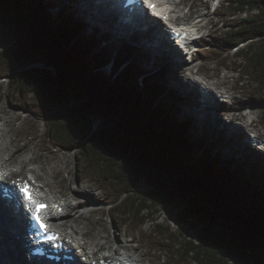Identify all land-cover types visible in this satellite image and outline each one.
Masks as SVG:
<instances>
[{
	"label": "trees",
	"instance_id": "1",
	"mask_svg": "<svg viewBox=\"0 0 264 264\" xmlns=\"http://www.w3.org/2000/svg\"><path fill=\"white\" fill-rule=\"evenodd\" d=\"M76 7L0 0V81L9 96L44 123L54 148L78 150L79 174L108 185L101 202L142 243L167 250L168 264H264V154L190 115V100L171 87L176 72L147 69L142 50L89 31ZM220 10L225 29L199 54L227 63L235 48L264 115V0H224ZM174 205L177 231L157 216Z\"/></svg>",
	"mask_w": 264,
	"mask_h": 264
},
{
	"label": "rangeland",
	"instance_id": "2",
	"mask_svg": "<svg viewBox=\"0 0 264 264\" xmlns=\"http://www.w3.org/2000/svg\"><path fill=\"white\" fill-rule=\"evenodd\" d=\"M84 1L88 2V0H84ZM175 1L180 3L178 5V8L181 10V12H179L178 14H180L182 18L185 17V19H192V18L199 19L200 14L204 12L208 13L204 18V22H206V26L202 32L203 38H210L213 34L215 33L217 34L218 32H220L221 29L222 30L225 29V25L229 18L223 15L220 10V6L222 5L224 0H219V1L218 0H185V1L175 0ZM80 2L81 0L78 1L77 7H79L80 10L83 12L82 10L83 6L80 5ZM189 7H191L190 8L191 15H189ZM92 12H93L92 8L89 9V13L83 12V17H84V20L87 21V29L89 31L93 27H97L103 31L110 32L113 37L124 39L123 41L125 42V44H130L128 40L125 41V39L127 38H124L123 36L120 37L115 34L114 32V30H116L115 26L107 25L105 22L103 23L102 21L99 20V17H98V20L93 21V19H91L90 16L95 15V14ZM244 16L246 15H243V17ZM109 26H111L112 29L109 28ZM166 28L167 26H164V29ZM136 39L139 41L138 38ZM129 41L134 42V40H129ZM139 48L144 50V47L142 48L139 46ZM203 49L205 48L203 47ZM148 51L150 50L148 49ZM234 52H235V48L232 50L231 56L229 60L227 61V63L223 61V58L220 60L219 59L212 60L208 57V55H204L202 53L198 55L195 54L191 58V59H195L197 57L194 60L195 64L188 65L187 69H190V70H187V73L183 71L180 72L169 61L168 63L163 62L161 66H166V68H172L174 69V71L176 70V72L179 74L177 75L176 78L171 79V87L174 86V83H176V85L179 84L180 85L178 89L179 94L183 98L190 97L191 99H193L192 100L193 105L191 108L199 116L198 119H200V117L201 118L206 117L207 119L205 120V122H208L209 119H211L215 124L221 127H224L227 133L233 132L232 129H234V127H232V125H236L238 123H242V125H246L247 123L252 122L254 123V126H256V128L258 129V130L257 129L255 130L259 131L261 134H264L263 107L260 105H256V108H254L251 103V97L253 95L252 91L254 92L253 89L255 85L245 79L246 77H244L241 73V68L236 67L238 66V64H240V61H238L240 59L237 60L235 59V57L232 56ZM149 54L150 52L148 53V55ZM224 54L227 55V53H224ZM183 56L185 57L186 61L189 60V56H186V55H183ZM152 58L155 59V57H152ZM144 59H145L144 66L147 69H154V70L158 68L157 67L158 62L163 61V59L161 58L158 59L160 61H157V58H156L155 59L156 62H154L155 60L148 61V59L146 58ZM198 68L203 69L202 73L200 72L199 74L196 73V70ZM105 70L106 72H111L110 71L111 65L106 66ZM191 71L194 72V77L199 78L200 81H202V79H204V76H206L207 78L211 80L210 82L216 87H220L224 89L225 91L226 90L230 91L231 95L234 97L235 100L233 101L232 104L230 103L225 104V108H229L230 105L231 106L237 105V108L234 111V113H231L230 111H223L221 108L219 112L220 113L224 112V114L217 113L212 118L211 115H208L207 113L204 112L202 107L197 108L195 103H198L199 100L198 98L197 99L194 98L197 96L194 94V92L197 93L196 91L197 89L191 88V85L189 83L191 81V78L187 77L188 72H191ZM224 75H227V77H224ZM223 81H226L227 83ZM9 92H10V89L8 88L7 84L4 83L3 80H1L0 81V126L5 125V120L9 118L11 114L18 113L20 115V119L16 120L14 124L16 128L14 129L16 130V135L18 134V132L21 133L22 135H25V140L22 141L19 146L21 150L17 151V154L15 155L14 159L20 160V161L24 160L28 156L33 155L34 149L38 150L41 155L38 158V160L36 161L33 160L32 161L33 163H28L27 162L28 160H26L25 162L26 167L20 173V176L17 178H20L21 180L26 179L27 175L28 177L30 175L29 170H31L32 168H38L39 166H41L39 165V162L42 163L44 160L48 161L49 159L53 160L55 156H58L61 160L58 161L57 159H54V164H57L55 163V161H58L59 164L57 165L62 164L61 166H64V170L62 173H60L61 177L57 179L58 181L53 183L55 186L53 190H55L56 192L58 191L59 193L63 195V193L67 194L64 189H68V187L76 188L77 186H81V187H84V189L88 192L87 195L86 194L81 195L82 196L81 200H84L86 204L83 205V207L81 206L78 207L77 209L79 212L81 211L80 213L82 212L89 213L87 214L89 215V217L87 216L86 219L79 221L80 229H82L84 232H88L91 229L93 235H90V236L95 239L96 243L99 241L106 242V240H99L98 238L94 236L99 231L103 235H110L111 240H112L110 242L111 243L110 247L111 249L112 248L118 249L117 252L121 251L120 246L119 248H117L119 245L117 243H120L126 246L129 245L131 248L137 247L138 248L137 254L138 255L141 254L148 259L143 264H168L170 261L171 254L167 250L154 251L151 248L152 246L148 244L145 240L142 243V239H144V236H142L141 233L138 231L134 232L129 226L122 227L121 222L118 220V218L111 214L110 209L105 205L104 202H101L102 199L106 197L109 198L111 196L108 193V185L103 183L97 177H91V176L82 177L84 175L82 174L81 176L79 174V168L83 170L84 166L79 162V160H77L78 150L63 149L62 147L54 148L51 143L46 141V138H45L46 127L44 123L42 121H39L33 115L26 113L23 108V102H20L19 98L10 97ZM240 102H245V103L242 104ZM245 108H248V109H246L244 113V111L242 110H244ZM243 113L244 114L249 113V114L246 116V118H243L244 117L242 116ZM190 114L195 115L193 111H190ZM226 115L228 116L226 117ZM215 117H217V119H214ZM237 117L241 118L242 120L239 121ZM228 120L229 122L231 120L232 123H228ZM95 123L98 124L99 120H96ZM199 125H201V123H199ZM245 127L249 129L248 125H246ZM242 131L244 130L242 129ZM0 133H2V135L7 137L4 132H0ZM7 140H9L10 142L9 138ZM9 142L3 143L0 148L6 149V147L9 145ZM24 144L26 146H23ZM14 168H17V167H14ZM44 171L45 170L42 169L41 173H44ZM48 188L49 187H45L44 189H48ZM146 190H147V182H143L139 184L137 188L138 192H145ZM93 194L94 196H96V198L93 196ZM180 209H181L180 206L174 205L167 210H162L161 213L157 215L159 218L158 221L161 222L162 224L170 226L172 230L174 231L179 230V224L177 223L175 219V215H176V211ZM77 210L76 211L71 210V211H68L67 213L77 216V218L80 219V217H78L79 213H77L78 215L76 214ZM102 221L103 223H105L104 227L106 228V230H104L103 226L101 225ZM150 229H151L150 222H148V224L144 226L143 230L149 231ZM192 234L193 233L191 232L190 235ZM82 236H86V235L82 234ZM102 251H103V254L106 252L107 253L112 252V251H106V249L105 251L104 250Z\"/></svg>",
	"mask_w": 264,
	"mask_h": 264
},
{
	"label": "bare ground",
	"instance_id": "3",
	"mask_svg": "<svg viewBox=\"0 0 264 264\" xmlns=\"http://www.w3.org/2000/svg\"><path fill=\"white\" fill-rule=\"evenodd\" d=\"M78 1L79 0H77V2ZM96 1L99 2L102 0H96ZM173 4H174V10L176 9V10H179L181 12V10L178 8V5L180 3L173 0ZM80 5L83 6L82 10L84 12H87V13H89V9L92 8V11H93L92 13H94L95 15H91L90 18L93 19V21L98 20V17H99V20L102 21L103 23L105 22L107 25L115 26L116 30H122L124 32L125 36L127 37V39H125V40H128V42H130L129 40H133L132 38H135V39L138 38L140 45H142V46L146 45L149 48L151 47L150 48V56L158 58V59H160V58L163 59V61L159 60L162 63L163 62L168 63V61H169L174 66H180L181 69H183V71L187 73L186 67L188 68V65H187L186 59L183 56V54L176 48L172 54H169L165 50L166 47L168 46L167 44L171 42V39L166 37V34H165L166 32H165L164 27H163L165 25L164 22H162L160 20H158V21L155 20L153 18V16H150L149 13H146L145 16H140L138 14L134 18L135 22H133L130 25H127V27L129 26L131 28H135L136 30L129 31L123 27L120 14H117L115 17L110 19L111 15H110V13H108V11H110V5L107 2H102V3L94 2L93 6L91 7L92 4L90 3V0H88V2L81 0ZM115 8L117 10L120 9V7H115ZM207 14H208L207 12L200 14V18L196 19V21H195V22H197L196 25L201 30H203L206 26V22H204V18ZM106 16H108L109 19L105 18ZM145 17H149L152 20L151 21L145 20V19L141 20V18H145ZM91 22H92V20H91ZM130 43H135V41L130 42ZM107 47H108V45H107ZM188 70H190V69H188ZM190 74L193 75L194 72L191 71ZM204 77H206V76H204ZM224 77H227V75H224ZM223 82H226V81H223ZM190 85H191V88L197 89L193 83H190ZM196 91H197V93L194 92V94L197 96L194 98L197 99L199 97V94H201V90L197 89ZM226 91H228V90H226ZM228 93L231 94L230 91H228ZM189 99L191 101L193 100L190 97H189ZM212 100H213V102L210 101V98H205L204 104L201 107L203 108L205 113H207L208 115H211V117L213 118L217 113L222 114L219 112L220 109L222 108V106H220V105L218 106V104H216V102H218V101L216 100V98L214 96H212ZM218 103L220 104V102H218ZM242 116H244V115H242ZM243 118H246V116H244ZM19 119H20V115L18 113L11 114L9 116V118H7L5 120V125L0 126V132H4L5 135L10 139V142H9V140H7L8 138L5 137L4 135H2V133H0V147L2 146L3 143L9 142V145L6 147V149L0 148V159L2 161V166L4 169V173L6 175V177H4V179H3V183L5 185H8L9 187H12L15 184H17V183H14L11 186V183L13 181L18 182L17 177L20 176V173L26 167V163H25L26 160H28L27 161L28 163H33L32 162L33 160L36 161L41 156L39 151L34 149L33 155L28 156L26 159L21 160V161L14 159L15 155L17 154V151L21 150L19 147L20 143L25 140V135H22L19 132L16 135V130L14 129V128H16L14 124H15L16 120H19ZM214 119H217V117H215ZM237 119H239V121L242 120L241 118H238V117H237ZM239 124H241L240 127L244 130L242 134L245 136L246 142H248V136H246L245 134H248L249 132H254V131L260 133L259 131H257L258 129L256 128V126H254V123H252V122L246 124V125H248L249 129H247V127H245L246 125H242V123H239ZM250 127H252L253 129ZM255 129H257V130H255ZM13 135H15V136H13ZM23 146H26V145L24 144ZM54 159H57L58 161L61 160L58 156H55L53 158V160L49 159L48 161L44 160L42 163L39 162V165H41V166H39L38 168H32L30 170V173L34 174L36 176V178H38L39 181L44 184L43 187H49L47 190L44 189L41 193H38V194H42L43 192H48L49 197L53 200H56L55 203H59L60 201H58V200L65 202L66 207H67L66 212L68 210L76 211L78 209V207H80V206L83 207V205L86 204V202L84 200H81V197H82L81 195H84V194L87 195L88 192L84 189V187H81V186H77L76 188H69L68 187V189H64L67 194L63 193V195L61 193H59L58 191H57L58 192L57 193L55 190H53V188H55L53 183L58 181L57 179L61 177L60 173H62L64 170V166H61L62 164L57 165V164H59L58 161H55V163H57V164H54ZM14 167H17V168H14ZM42 169L45 170L44 173H41ZM20 186H22V185H20ZM12 190L17 193L16 189H12ZM69 190H70V192H69ZM93 196H94V194H93ZM94 197L96 198V196H94ZM64 198H65V200H64ZM22 201H24V200H22ZM80 212L78 210L76 212V214L79 213V215L78 214L77 215H78V217H80V219H78L77 216L70 214L72 216L70 217L69 220H67L66 228L64 229V228L60 227V225H58L59 227L56 226L55 230L61 231L62 234L65 233V238L71 237V236H77V239H74V241H79V245L77 247H75V250L78 249L79 247H83L88 252H91L93 249H95L93 254L96 257V259H101V260L104 259V261H109V258L111 256H106V255L102 256L103 255L102 250L105 251V249L106 250L111 249V247H110L111 243L110 242L112 240H111L110 235H103L99 231L94 236L96 238H98L99 240H106V242L99 241L96 243L95 239L90 236V235H93L91 229L88 232H84L82 229H80L79 221L86 219L87 216L89 217V215H87V214H89L88 212H82V213H80ZM0 213L4 214L3 216H1V218L4 217L6 215V213H8L10 215H17L18 214V212L15 210V208L9 204H5V205L0 206ZM61 217L63 218L64 216H61ZM97 223H98V221H97ZM104 224L105 223H103V221H102L101 225L103 226L104 230H106V228L104 227ZM21 229H22L21 225L15 224L11 219H6L4 221H0V236H1V239H0V264H26L25 256L23 254V247L21 246L20 239H19V236H21V238H22V236H24L23 230H21ZM82 234L86 235V236H82ZM24 238L26 240V237H24ZM117 244H119L117 248H119V246L121 248L126 246V245H122L120 243H117ZM124 248L126 249V254L120 253V255L124 256V257H129L133 262H136L138 264H143L145 261L148 260L143 255L137 254V251H138L137 247L131 248L129 245H127ZM115 250L117 251L118 249H115ZM121 256L116 257L114 262H118L119 259H122Z\"/></svg>",
	"mask_w": 264,
	"mask_h": 264
},
{
	"label": "snow or ice",
	"instance_id": "4",
	"mask_svg": "<svg viewBox=\"0 0 264 264\" xmlns=\"http://www.w3.org/2000/svg\"><path fill=\"white\" fill-rule=\"evenodd\" d=\"M144 2V6L152 11L154 14H157L159 15V13L156 12V8H157V5L156 3L154 2V0H143ZM13 183H17L16 181H13ZM21 191L23 192L24 194V198L34 206V212H33V215L35 217V219L40 223V226L41 228L45 229L46 230V225L43 223V220H42V217L40 215L41 211L47 207V205L41 203V202H38L32 195H31V192H30V186L28 184L27 181H24L23 182V185L21 187ZM54 238V237H52Z\"/></svg>",
	"mask_w": 264,
	"mask_h": 264
},
{
	"label": "water",
	"instance_id": "5",
	"mask_svg": "<svg viewBox=\"0 0 264 264\" xmlns=\"http://www.w3.org/2000/svg\"><path fill=\"white\" fill-rule=\"evenodd\" d=\"M98 126V124L95 123V128Z\"/></svg>",
	"mask_w": 264,
	"mask_h": 264
}]
</instances>
